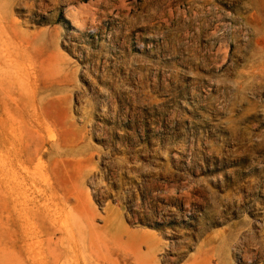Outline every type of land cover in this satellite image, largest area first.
<instances>
[{
    "label": "rangeland",
    "instance_id": "374dc122",
    "mask_svg": "<svg viewBox=\"0 0 264 264\" xmlns=\"http://www.w3.org/2000/svg\"><path fill=\"white\" fill-rule=\"evenodd\" d=\"M0 39L62 250L116 234L142 264H264V0H0Z\"/></svg>",
    "mask_w": 264,
    "mask_h": 264
},
{
    "label": "bare ground",
    "instance_id": "6f19581e",
    "mask_svg": "<svg viewBox=\"0 0 264 264\" xmlns=\"http://www.w3.org/2000/svg\"><path fill=\"white\" fill-rule=\"evenodd\" d=\"M87 9L82 6L77 10L68 9L67 15L78 28L86 25ZM2 46L0 39V151L4 153L0 168V264H142L145 258L140 256L139 262L116 234L107 239L94 237L84 242L82 248L74 244L62 250L58 241H54L51 186L46 185L38 195L42 201L40 209L34 202L36 197L28 194L29 183L37 178H26L20 171L21 165L31 166L37 156L47 152L45 142L36 139V128L25 117L33 110L35 91L28 79L4 71ZM9 111L15 115L10 119ZM4 116L19 124L16 126L22 125L25 134L15 135L14 127L6 129ZM63 233L65 236L67 232Z\"/></svg>",
    "mask_w": 264,
    "mask_h": 264
}]
</instances>
